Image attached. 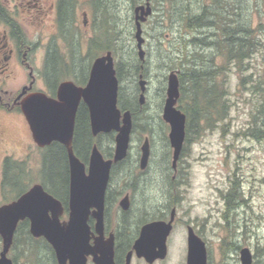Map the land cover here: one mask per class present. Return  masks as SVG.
<instances>
[{
	"label": "rangeland",
	"instance_id": "rangeland-1",
	"mask_svg": "<svg viewBox=\"0 0 264 264\" xmlns=\"http://www.w3.org/2000/svg\"><path fill=\"white\" fill-rule=\"evenodd\" d=\"M247 2L252 23L254 25L263 23L264 31V0H247ZM85 5L80 10L86 8L89 11L88 24H83V15L80 14L79 26L76 29L77 38L74 41L75 44L81 45V53L85 58L78 57L77 49L73 50L76 57L74 63L76 73L73 72L70 78L79 84H83L82 79L86 78L88 66L94 59L86 57L90 38L98 35L99 32L104 35V29L100 26L105 9L97 11L94 0H87ZM101 6L108 7L103 4ZM116 6V10L112 11L117 14L114 22L120 30V39L117 43L120 48L118 56L113 53L112 55L115 62L123 60L121 61L124 66L123 78L119 82L125 94L135 92L138 100L139 74H132L134 64L136 62L141 64L135 38V6L132 5L131 0H117ZM195 6L198 7V4ZM152 7L153 14L143 23L145 38L143 47L146 59L142 64L143 71L148 73L145 77L149 80V88L143 108L138 114L139 132H136L134 137L138 138L144 126L147 127L148 133L152 131L153 154L147 175L156 179L139 181L138 200L134 203L130 214H136L137 209L142 210L145 207L149 213L155 212V209H160L157 205L164 204L165 182L159 172L166 167L171 170L169 126L163 122L162 117L168 75L171 70L180 69L177 52L180 51L182 37L187 34L190 38L196 34L195 31L185 32L180 27H161L164 22H169L168 13L163 12L170 8L168 0H153ZM197 11L196 9L194 12ZM158 14L165 19H157ZM106 15L108 16V13ZM46 33L48 37L51 36L50 30ZM41 36L37 28L27 24V37L31 41H36ZM70 46L71 43H66V48L61 46L65 49V55H71ZM50 53L54 54L52 51ZM247 62V70L240 71L231 66V69H226L218 78L219 81L224 80L227 89L229 110L226 118L214 123L208 129L199 130V134L192 133L191 140L185 144L182 155L185 184L180 189L182 197L181 199L179 197L181 201L178 208L179 224L172 233L171 251L163 264H186L187 230L184 227L186 223L193 226L197 234L206 242L208 264H241L240 250L243 247L251 249L254 255L253 264L264 262V137L257 139L246 133L248 127L253 124V114L258 108V100L247 87L249 84L245 78L250 73L252 76L260 73L263 65L262 56L258 55ZM67 77H70V73L61 80ZM244 79L246 80L243 83ZM109 139L107 137L102 139L104 146ZM135 142L136 140L133 141ZM136 154L137 151L132 150L131 161L124 164L126 169L129 170L136 165ZM32 162L35 165L37 163L35 159H32ZM33 174L36 178L37 169ZM234 181L240 184L241 199L240 204L229 210L226 196ZM158 210L155 213H160ZM1 247L2 245L0 250ZM33 252L35 249L25 250V244H21L12 249L9 257L14 256L18 264H27L36 257ZM48 253L50 250L46 248V254ZM47 262L51 260L47 259ZM135 263L141 264L138 261Z\"/></svg>",
	"mask_w": 264,
	"mask_h": 264
},
{
	"label": "flooded vegetation",
	"instance_id": "flooded-vegetation-1",
	"mask_svg": "<svg viewBox=\"0 0 264 264\" xmlns=\"http://www.w3.org/2000/svg\"><path fill=\"white\" fill-rule=\"evenodd\" d=\"M86 3L87 0H0V207L15 201L33 185L41 184L47 192L63 203L64 213L60 216V220L66 221L69 219L70 160L68 147L59 140H54L48 144L42 145L34 139L31 125L24 112V102L31 95L43 93L57 99L58 88L61 82L72 80L70 79L72 78L71 74L73 72L76 73L74 64L76 57L74 55H65L64 48H66V43H71L72 45L77 38L76 29L79 26L78 21L80 14L83 15V24H88L89 11L86 8L80 10L81 7L86 6ZM27 24L37 28L38 32L42 34L38 40L31 41L27 37ZM48 30H50V37H48L46 33ZM61 46L64 48H61ZM51 51L54 52V54H51ZM91 66L88 70L89 72L86 79L81 82L83 84H79L74 80L72 81L77 85H86ZM140 69H144L142 61ZM173 70H178L180 73L179 69ZM63 73L65 74L63 75ZM67 73H70V77L61 80ZM143 73H139L138 75V85L140 75ZM143 75L147 80V92L149 80L145 75L147 76L148 73ZM140 93L141 89L139 85V95ZM83 105H85L88 110L87 126L90 134L89 143L85 145L80 144L81 141L79 142L77 140L76 132L74 131L72 147L76 156L85 164L86 172H88L90 157L94 146H97L99 151L103 154L104 159H113L117 131L101 132L94 135L91 128L89 107L83 100H81L79 104L76 122L79 110ZM143 105L140 104V110L143 108ZM163 122L169 126L165 120ZM147 130V127H142L140 135L137 136L138 138H135L134 136L136 132H139V129L133 119L127 156L122 160L113 162L111 166L109 180L105 190L103 227H99L100 231L98 230V220L95 215L90 214L88 219L91 230L90 243L92 245H95L96 238L101 236L104 240L113 239L115 264H126L129 254H131L130 264H137L135 261L141 264H163L167 261L171 251L170 242L172 233L179 224L178 208L182 197L180 189L182 185L185 184L182 155L184 154L183 151L186 139L177 164L174 166L173 147L170 143L169 133L168 145L171 151V170L169 171V168L166 167L165 170L162 169L159 172L164 177L165 182L164 204L160 203L157 205L160 209H155V212L158 210L160 213H149V211H146L145 207L142 208V210L141 208L137 209L136 214H130L134 203L138 200L137 191H140L139 181L146 182L151 179H156L147 175L153 154L152 131L148 133ZM109 135H111L110 139ZM104 137L109 139V141L105 140L107 143L106 146H104V140H102ZM134 140H136L135 143H133ZM146 141L149 143L150 157L146 168H141L143 146ZM134 149L137 151L136 165L128 170L124 164L131 161L130 157H132V150ZM79 151H82V153L80 152V154ZM60 155H63L66 159L65 183L67 182L68 190L66 203L56 196L47 185L53 183L55 186L51 185L58 188V186L62 184L60 175L54 173L52 180H50L46 172L48 167L47 159L60 158ZM32 159L37 161L36 165L33 164ZM35 169H37L36 178L33 174ZM125 198L128 199L129 204L127 209H124L121 205ZM172 217H174L172 231L167 236L166 240V257L157 258L153 262L147 261L145 257H139L134 246L136 241L141 237L144 227L147 224L157 221L168 223L171 221ZM23 221L28 222V230L31 234L29 218L21 220L19 224ZM189 226L191 225L188 223L184 226L187 230V253ZM31 236L33 235L31 234ZM34 238L39 239V242L44 247L25 246V250L35 249L33 254L34 256L36 255V257H34L33 260L36 259L37 261H30L29 263L60 264L55 249L46 238ZM44 242H47L49 245L48 248L46 247L50 250L48 255L46 254ZM0 245H2L0 250L1 256V251L3 249L1 235ZM13 246L14 240L8 252V257ZM152 249L158 252L159 246L156 245ZM9 258L13 260V264H18L14 256H10ZM47 259H50L51 262H47ZM66 264H70L69 261H67ZM87 264H97L93 254L87 255Z\"/></svg>",
	"mask_w": 264,
	"mask_h": 264
},
{
	"label": "water",
	"instance_id": "water-1",
	"mask_svg": "<svg viewBox=\"0 0 264 264\" xmlns=\"http://www.w3.org/2000/svg\"><path fill=\"white\" fill-rule=\"evenodd\" d=\"M153 0H145L134 8L135 38L138 55L142 62L144 50L143 23L153 14ZM140 75L139 85L141 105L146 100L147 80ZM120 82L111 51L96 57L91 66L86 85H77L72 80L61 82L58 98L46 94L31 95L24 102V112L31 125L34 139L40 144L59 140L68 147L70 160L69 219L61 221L64 213L63 203L47 192L41 184L33 185L15 201L0 207V235L3 249L0 264H13L8 252L13 244L14 235L21 220L29 218L30 232L34 237H45L53 246L60 264H87V255L93 254L97 264H115L114 241L96 238L95 245L90 243L91 230L88 224L90 214L98 220V230L103 227L105 190L113 162L127 156L133 127L131 110L119 107ZM179 71L168 75L163 119L169 124V139L173 147V165L176 166L186 139L187 116L178 107L180 98ZM83 100L89 107L91 128L94 135L101 132L117 131L113 159L106 160L97 146H94L88 172L85 164L76 156L72 147L76 116ZM150 157L148 141L143 146L141 168H146ZM124 209L129 207L128 199L122 201ZM152 222L147 224L141 237L135 243L139 257L153 262L167 255V236L172 231V222ZM100 227V228H99ZM159 246V251L153 247ZM241 264H253L254 255L249 247L240 250ZM131 254L126 264H130ZM187 264H208L206 242L188 228Z\"/></svg>",
	"mask_w": 264,
	"mask_h": 264
},
{
	"label": "trees",
	"instance_id": "trees-1",
	"mask_svg": "<svg viewBox=\"0 0 264 264\" xmlns=\"http://www.w3.org/2000/svg\"><path fill=\"white\" fill-rule=\"evenodd\" d=\"M141 1L131 0L134 6L142 3ZM116 2L117 0H94V6L97 11L103 10L102 8L105 9L100 26L104 29V35L99 32L98 35L90 38L87 58L93 59L108 51L118 56L120 47L117 43L120 39V30L114 22L117 19V14L112 11L117 8ZM168 2L170 8L163 12L168 13L169 22H164L163 25L161 24V27H180L185 32H196L190 38L187 34L182 37L180 51L177 52L180 64L179 78L181 92L178 107L187 116L186 143L191 140L192 133L199 134V130L208 129L214 123L226 118L229 110V101L224 80H218L220 75L226 69H231V66L240 71L247 70V61L258 55L262 56V70L255 76H252V73L245 76L249 84L247 87L258 100V108H256L253 114V124L248 127L246 133L257 139L263 138L264 31L262 27L263 23L258 25L252 23L247 8V0H168ZM102 4L108 7H102ZM195 4H198V7ZM196 9L198 11L194 12ZM107 13L108 16L106 15ZM157 19L165 18H162L158 14ZM157 22L160 24L159 21ZM74 49L75 51L77 49L79 55H76L78 57L85 58V55L81 53L82 47L79 43L71 45V55H74ZM121 61L123 60L115 62L120 82L123 78L124 67ZM90 66L91 63L88 66V70ZM133 69V75L144 72L140 69V63L138 64V62L134 64ZM143 74L146 73L144 72ZM246 79L243 80V83ZM119 107L123 111L131 110L134 122L137 125L140 110L139 99L137 100L135 92L129 95L125 94L124 88L121 85L119 88ZM87 112V107L83 105L79 110L76 122V138L79 142L81 141L80 144L82 145L89 143L90 139L87 126ZM258 121L261 123L258 124ZM111 135H109L110 138ZM80 152L82 153V151ZM60 156V158L56 159H47L48 167L46 172L50 180H52L54 173L60 175L62 184L58 188L53 187L55 186L53 183H51L53 186L51 184L47 185L56 196L66 203L68 191L67 182L65 183L66 159L63 155ZM239 187L238 181H234L231 190L226 196L229 210L240 204L241 192ZM21 244L31 247L41 246L39 239L34 238L29 233L28 222L25 221L21 222L18 226L13 249L19 247ZM44 245L47 248L49 247L47 242H44ZM35 261L37 260L35 259L31 262ZM260 264H264V262H260Z\"/></svg>",
	"mask_w": 264,
	"mask_h": 264
}]
</instances>
